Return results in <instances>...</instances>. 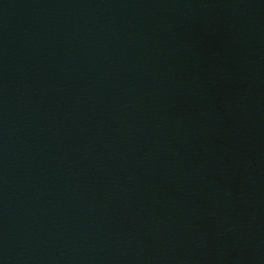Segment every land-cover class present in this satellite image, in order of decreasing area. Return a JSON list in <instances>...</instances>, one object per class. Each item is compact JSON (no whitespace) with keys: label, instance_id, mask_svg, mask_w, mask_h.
<instances>
[{"label":"water","instance_id":"water-1","mask_svg":"<svg viewBox=\"0 0 264 264\" xmlns=\"http://www.w3.org/2000/svg\"><path fill=\"white\" fill-rule=\"evenodd\" d=\"M0 264H264V0H0Z\"/></svg>","mask_w":264,"mask_h":264}]
</instances>
